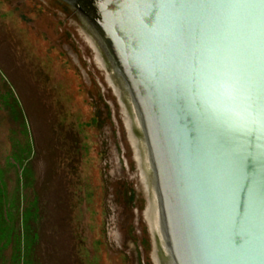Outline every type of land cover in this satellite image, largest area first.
<instances>
[{
    "label": "water",
    "instance_id": "obj_1",
    "mask_svg": "<svg viewBox=\"0 0 264 264\" xmlns=\"http://www.w3.org/2000/svg\"><path fill=\"white\" fill-rule=\"evenodd\" d=\"M4 1L88 70L109 264H264V0Z\"/></svg>",
    "mask_w": 264,
    "mask_h": 264
},
{
    "label": "rangeland",
    "instance_id": "obj_2",
    "mask_svg": "<svg viewBox=\"0 0 264 264\" xmlns=\"http://www.w3.org/2000/svg\"><path fill=\"white\" fill-rule=\"evenodd\" d=\"M0 264H109L88 70L4 0Z\"/></svg>",
    "mask_w": 264,
    "mask_h": 264
},
{
    "label": "flooded vegetation",
    "instance_id": "obj_3",
    "mask_svg": "<svg viewBox=\"0 0 264 264\" xmlns=\"http://www.w3.org/2000/svg\"><path fill=\"white\" fill-rule=\"evenodd\" d=\"M73 1H74V0H69V1H66V2L68 3V5H72V4L74 3ZM82 19H83V21L85 22L86 26H87L88 28H90V29L93 30V27H92L91 23L88 22V21H87L85 18H83V17H82Z\"/></svg>",
    "mask_w": 264,
    "mask_h": 264
}]
</instances>
